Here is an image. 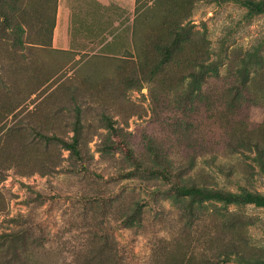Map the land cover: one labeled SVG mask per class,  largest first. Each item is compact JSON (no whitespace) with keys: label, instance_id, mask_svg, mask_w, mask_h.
Instances as JSON below:
<instances>
[{"label":"rangeland","instance_id":"1","mask_svg":"<svg viewBox=\"0 0 264 264\" xmlns=\"http://www.w3.org/2000/svg\"><path fill=\"white\" fill-rule=\"evenodd\" d=\"M0 0V264H234L264 252V12L239 0ZM59 38V39H61ZM166 49L169 50L166 55ZM142 165L113 147L108 124ZM77 139L79 157L63 144Z\"/></svg>","mask_w":264,"mask_h":264},{"label":"trees","instance_id":"2","mask_svg":"<svg viewBox=\"0 0 264 264\" xmlns=\"http://www.w3.org/2000/svg\"><path fill=\"white\" fill-rule=\"evenodd\" d=\"M144 0H135L134 14L138 18L143 14ZM249 14H257L264 12V0H239ZM140 16V17H141ZM166 55L169 50L166 49ZM108 127L111 131L113 138V147L119 150V152L134 165V169L140 172H146L150 174H157L163 177L167 175L165 172L158 168H150L141 164V162L135 157L134 153L117 134L116 128L113 124L109 123ZM77 139L74 137L71 142L62 140L63 144L67 146L76 157H79V150L77 148ZM255 154L252 157L259 165L261 171L264 173V151L255 143ZM175 192L182 196H190L197 200H219L224 203H250L258 207H264V195L257 193L253 190H244L242 193H236L232 191H225L222 189H211L208 187L192 186H174ZM225 260L227 262H233L234 264H264V252L258 255L245 252H236L233 256L229 252H225Z\"/></svg>","mask_w":264,"mask_h":264},{"label":"crops","instance_id":"3","mask_svg":"<svg viewBox=\"0 0 264 264\" xmlns=\"http://www.w3.org/2000/svg\"><path fill=\"white\" fill-rule=\"evenodd\" d=\"M100 3L112 2L121 8H125L128 12H133L135 8V0H96ZM73 3V0H59L58 4V21L55 27V37L53 39L54 43L63 42V39L60 36V33L65 28V20L67 19V15L70 12V7ZM61 38V39H59Z\"/></svg>","mask_w":264,"mask_h":264}]
</instances>
